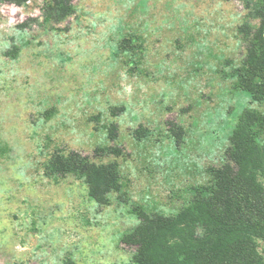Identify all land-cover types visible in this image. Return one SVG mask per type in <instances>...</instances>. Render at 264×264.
<instances>
[{
    "label": "rangeland",
    "instance_id": "374dc122",
    "mask_svg": "<svg viewBox=\"0 0 264 264\" xmlns=\"http://www.w3.org/2000/svg\"><path fill=\"white\" fill-rule=\"evenodd\" d=\"M52 3L0 0V264H134L140 212H174L242 112L264 115L238 76L239 27L259 19L247 0H74L57 22ZM73 150L118 163L123 192L103 203L86 174L48 176Z\"/></svg>",
    "mask_w": 264,
    "mask_h": 264
},
{
    "label": "trees",
    "instance_id": "16d2710c",
    "mask_svg": "<svg viewBox=\"0 0 264 264\" xmlns=\"http://www.w3.org/2000/svg\"><path fill=\"white\" fill-rule=\"evenodd\" d=\"M25 5L30 0H3ZM250 21L239 30L246 53L238 67L242 85L256 101L264 100V0H247ZM75 13L74 0H53L44 14L57 22ZM21 47L7 51L17 56ZM180 141L183 126L173 123ZM116 139V124L110 129ZM230 145L219 164L209 166L205 181L179 187L172 197V213L140 212L139 222L126 234L125 243L135 248L134 264H264V115L247 109L240 115L229 138ZM108 149L112 150L109 146ZM58 178L86 174L91 197L109 203L113 192H123L118 163L97 164L73 150L58 155L46 167Z\"/></svg>",
    "mask_w": 264,
    "mask_h": 264
}]
</instances>
